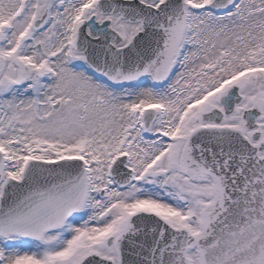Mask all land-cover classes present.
Segmentation results:
<instances>
[{
  "label": "snow or ice",
  "instance_id": "6c2138e0",
  "mask_svg": "<svg viewBox=\"0 0 264 264\" xmlns=\"http://www.w3.org/2000/svg\"><path fill=\"white\" fill-rule=\"evenodd\" d=\"M0 264H264V0H0Z\"/></svg>",
  "mask_w": 264,
  "mask_h": 264
},
{
  "label": "bare ground",
  "instance_id": "6f19581e",
  "mask_svg": "<svg viewBox=\"0 0 264 264\" xmlns=\"http://www.w3.org/2000/svg\"><path fill=\"white\" fill-rule=\"evenodd\" d=\"M150 83V82H149Z\"/></svg>",
  "mask_w": 264,
  "mask_h": 264
}]
</instances>
